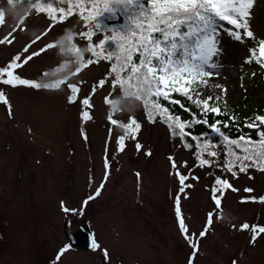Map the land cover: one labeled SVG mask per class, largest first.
<instances>
[{
  "label": "rangeland",
  "instance_id": "rangeland-1",
  "mask_svg": "<svg viewBox=\"0 0 264 264\" xmlns=\"http://www.w3.org/2000/svg\"><path fill=\"white\" fill-rule=\"evenodd\" d=\"M46 2L37 11L18 0H0V40L12 41L0 43V69L17 55L24 57L53 44L46 53L14 69V75L41 85H56L69 76L57 88L0 83L7 100L0 101V264H264V234L258 233L252 243L251 228L240 229L245 223L264 227V202L260 200L264 197V170L255 166L251 168L259 170L240 172L237 167L235 176L222 172L217 165L226 163V146L214 150L218 158L206 156L214 160L210 167H198L195 155L173 137L165 119L149 120L141 101L129 94L122 98L119 87L114 97L122 98L121 103L112 109L105 101L112 93L115 76V72L108 75L113 69L109 59L88 66L79 76H72L79 66L77 60L63 62L71 40L80 45L82 53L89 54L88 40L78 34L92 24L87 20L98 22L109 14L102 9L105 3L111 6V0ZM68 12L85 17L67 18ZM246 23L253 37L243 36L242 41L219 25L217 67L209 69L211 76L203 77L206 84L197 86L191 76L177 70L162 73L165 79L159 87L168 91L169 97L184 85L207 90L219 97L222 108L240 112L237 122L240 115L262 107L264 76L244 61L257 41L264 40V0H253ZM68 36L72 39L67 40ZM96 38L94 34L95 43ZM28 44L29 53H24ZM105 76L108 83L91 97L90 119L82 120L85 109L80 103L68 102L71 91L67 84L79 86L85 81L79 92L83 97ZM110 114L121 124L110 125ZM131 117L140 124L134 140L127 139L122 126ZM119 136L126 138L123 151H118ZM137 143L142 145L139 151ZM169 156L177 164L187 161L189 168L181 171L190 169L200 177L198 182L189 181L194 186L187 191L188 198L181 199L185 225L196 234L193 240L186 239L179 229L173 199L178 181ZM259 163L264 165V161ZM217 176L238 189L224 190L218 209L207 190ZM62 204L77 214L65 213ZM210 211L214 213L212 224L200 237ZM67 228L92 231L100 248L109 253L107 262L100 249L69 246ZM62 249L66 250L61 254Z\"/></svg>",
  "mask_w": 264,
  "mask_h": 264
},
{
  "label": "snow or ice",
  "instance_id": "snow-or-ice-1",
  "mask_svg": "<svg viewBox=\"0 0 264 264\" xmlns=\"http://www.w3.org/2000/svg\"><path fill=\"white\" fill-rule=\"evenodd\" d=\"M253 0H167L166 3H157V0H152L151 8L158 9V19L156 24H150L148 29H145L143 33L140 34L138 40H134L133 44L136 49L137 54L139 55V62L134 63L132 56L126 54L123 56V64L121 65L123 72H116L115 76L111 80L112 93L108 97H105L106 103H108L112 109H116L122 98L128 96V90L125 86V82L135 83L137 86H142L147 84L150 79L156 80L159 85L165 79V76L168 72L181 71L182 75L191 76L193 83L199 86V84H206V80L203 77L211 76L212 72L209 69L217 67V64L214 61L218 49L217 46V34L220 21H226L227 24L235 26L236 29H243V34L240 31H229L228 35L234 37L237 41H242L243 36L253 37L252 31L248 29L246 23L247 17L249 15V10L251 8ZM41 9L37 5V11ZM63 11V10H61ZM102 12H107L112 15L114 19H118L119 14H126L127 18L134 22L138 17L143 16L145 13L149 12V8L145 5L143 0H111V6L108 3H105L102 9ZM50 19H55L50 16ZM97 27H100L98 24ZM87 28V25H85ZM120 29H128V25L124 26H114L107 31L116 33ZM51 29H48L50 31ZM137 30H139V25H137ZM47 35V31L44 33ZM82 38H86L89 42V49L91 51L90 57L85 60H77L79 65L72 76H79L80 73L93 64H99L102 59H111V54L104 47L106 40L109 39L108 36H105L104 39L100 40L98 45L92 43L93 32L82 31L78 34ZM137 35L136 31H133V36ZM40 37H37L39 39ZM67 40H71L72 37H66ZM111 39H117L115 35ZM11 43V40H0V43ZM36 41H32L34 44ZM63 42H61V47ZM54 47L53 44H46L39 51H32L27 56L22 57L17 55L13 58V61L8 64L7 67L0 69V83L4 85H10L12 87L17 86H28L35 89L41 87L50 88L55 87L59 84L65 83V81H57L56 85L50 84H39L29 81L27 79L21 78L19 75H14V69L19 68L22 64L27 63L33 57H38L41 53H46L50 48ZM99 48L100 51H95L94 49ZM31 44H28L24 47L23 52L29 53ZM125 53H130V49H123ZM257 51L259 56H257ZM255 58V62L260 65L261 68H264V40L259 41L258 49L254 48L250 50V55L245 59L246 64H251ZM117 59H121L117 57ZM175 65V67H173ZM115 72V69L109 70V76ZM255 76V73H252ZM7 77V78H4ZM196 77H201L199 81L196 80ZM85 81L81 80L80 85L76 84H67V87L71 91V95L68 96L69 103H80L85 109L82 111L81 118L90 119L89 111L93 105L91 103V97L95 95V92L99 88H103L106 83H108V76H105L103 79L99 80L96 84L92 86V90L89 94L81 97L79 92ZM119 87L121 93L123 94L122 98H115V91ZM193 87L188 85V90L182 91V95L185 96L189 101H193L197 104L198 107H201L202 112L206 114L211 112L215 115L220 114V109L218 107H213L209 102L212 100V97L209 96L207 99L200 101L194 99L192 94ZM226 91V90H225ZM140 92L144 95L141 96ZM198 96V93L196 94ZM73 96L76 98L73 99ZM163 97L164 100H169L170 97L167 92L161 93L160 91H154L151 86L147 88H140L136 98L142 100L144 104L145 111L149 107L148 100L152 99L151 108L154 113L164 114L165 122L168 123L170 129H172V135L175 137L177 131L180 133L181 141L185 140L187 137H191L193 140L201 141L204 145V151L197 154L198 164L197 166H211L214 160L205 159V155L218 158L219 153L216 151H209L211 141L207 137L193 136L190 131H186L191 127L190 122L181 120L179 116H175L171 113V110L167 107H163L161 103L158 102L159 97ZM219 97H217V100ZM0 101L7 103V100L4 96V93L0 91ZM173 104H179L180 101L172 100ZM184 107L183 104L180 105ZM10 107V106H9ZM191 111V109H188ZM149 120H153V117L149 115ZM234 122V117L230 118ZM261 124H264V116H256L255 118ZM109 123L112 126L121 124L120 121L113 119L112 114L108 117ZM207 124V120L198 121ZM222 122L217 121L215 124L209 125V127L214 130L219 137L223 139L228 145H236L241 148L244 155L241 157L237 155L235 160L228 159L224 165H217L221 168L222 172H227L232 176L236 175L234 168L239 169L240 172H244L247 167L255 164L258 167H261V170H264V165H260V161H264V143H261L260 150L258 152H253L250 156L248 153L250 151L248 144L250 143V138H245L243 136L238 137L236 140L230 139L225 133L221 130V127L217 126ZM128 129L127 139L134 140L135 130L139 129L140 124L134 118L131 117L129 123L122 125ZM248 128L255 127L254 123H247ZM223 127H228L227 124H224ZM259 136L264 140V131L259 132ZM84 138L87 139L86 133ZM125 136L117 137L116 143L118 146V151H123L125 148ZM110 143V141H109ZM136 148L139 151L142 148V145L139 143L136 144ZM107 151V150H106ZM151 155L150 152L146 153ZM231 156V153H228ZM169 161L171 163L173 172L172 174L176 177L178 181V189L174 194V204H175V213L179 221V229L181 233L185 236L186 239L193 240L195 233H190L189 229L185 225V220L181 215V199H187V191L193 188V184L189 181H199L200 177L192 174L191 170L184 172L181 169H188L187 161H184L182 164H177L175 158L169 156ZM251 161V163H249ZM109 167L107 155L105 156V169ZM139 176V173H137ZM226 189H231L232 191H238L234 188L232 184L221 176H217L214 179L213 185L207 190L211 194V200L214 202V207L219 208L221 205L222 193ZM246 192L253 191L252 189H245ZM96 195H99V190H97ZM88 199H93L92 196H89ZM255 197H252V200H255ZM260 200L264 202V197H261ZM243 202V201H242ZM87 203V201H85ZM62 210L65 213L72 212L76 213V210L69 209L62 204ZM214 218V213L210 211L208 213L207 223L205 225V230L199 233L200 237H203L207 233V228L211 226ZM251 228L253 235L251 242L255 243L257 234H264V227L250 226L245 223L240 226L241 230H246ZM93 249H100L104 260L107 262L109 258V253L107 249L100 248L98 244L93 241ZM192 247L195 249V242L192 243ZM66 249L61 250V254ZM59 258V256L57 257ZM235 264V262H234Z\"/></svg>",
  "mask_w": 264,
  "mask_h": 264
},
{
  "label": "trees",
  "instance_id": "trees-1",
  "mask_svg": "<svg viewBox=\"0 0 264 264\" xmlns=\"http://www.w3.org/2000/svg\"><path fill=\"white\" fill-rule=\"evenodd\" d=\"M22 3H26L30 6H34L37 8V5L39 8L43 6L46 2V0H18ZM48 3L52 2H57L60 0H47ZM64 1V0H63ZM145 5L149 8V12L145 13L143 16L138 17L134 22H131L126 14H119L121 17H118V19H114L112 15L109 13L105 18L100 19L98 22L97 21H88L91 22L92 24H89V27L87 31L93 32L96 34L97 38V43L93 42V44L99 43L100 40L104 39L105 36H108L109 39L106 40V43L104 47L107 49V51L111 54V63L112 67L115 69V74L116 72H123V69L121 65L123 64V56L126 54H130L132 56L133 62L138 63L139 62V55L136 52V49L134 47L133 41L138 40L140 37V34L143 33L145 29H148L149 25L156 24L157 19H158V9H152L151 8V2L152 0H143ZM167 0H157V3H166ZM77 7V6H75ZM68 16L67 18L71 16H76L78 19L79 18H84L85 16H77L75 14L69 15V12L65 14ZM118 15V16H119ZM49 17V16H48ZM50 18V17H49ZM55 21V20H54ZM100 25V27H97V25ZM128 25V29H120L116 33H112L107 31L108 29L113 28L114 26L120 27ZM137 25H139V30H137ZM133 31L137 32V35L133 36ZM115 35L117 39H111V37ZM94 39V38H93ZM259 46V41L256 43V45L252 48H257ZM123 49H130V53H125ZM83 50L80 45L77 42H73V40L70 41L69 45L65 49V53L63 54L66 57V60L63 62L67 63H76V60H87L90 55L91 51L89 49V42H88V49L86 51L89 54L82 53ZM95 51H100V49L97 47L94 49ZM257 56H259V52L257 51ZM117 57H120L121 59H117ZM251 65L256 66L263 74L264 76V68H261L260 65H258L255 62V58H253V62ZM76 70V69H75ZM74 70V71H75ZM114 74V72H113ZM66 80L68 77L65 78ZM125 86L128 90V94L132 95L134 97L137 96L138 92L140 91V88H147L149 86L152 87L154 91L158 90V86L155 84L154 79H150L147 84H144L142 86H137L135 83H129L125 82ZM188 90V87H184L180 91L174 92V100L180 101L179 104H173L171 101L172 99L169 100H164L163 97L158 98V102L161 103L163 107H167L171 110V113L175 116H179L181 120L190 122L191 127L189 129H186V131H190L193 136H200L203 135L207 137L209 141H211L209 151H214L221 146H226V160L232 159L235 160V157L237 155H240L241 157L244 155L243 151L241 148L237 147L236 145H228L226 142L223 141L221 137L218 136V134L212 130L209 125L215 124L217 121H220L222 123L218 124L217 126L221 127V130L227 135L230 139L236 140L238 137L243 136L245 138H250V143L248 144V147L250 149L249 155L251 156L253 152H258L260 150V145L261 143H264V140L261 139L259 136L260 131H264V124H261L259 121H257L255 118L256 116H264V105L262 107L257 108L255 111L249 113V114H243L240 115L241 120L240 122L236 121L237 115L240 114V112H233L229 109L222 108L221 103L217 98L212 95L209 91L207 90H198L197 88L193 87L192 94L194 96V99H198L200 101H203L207 99V97L211 96L212 100L209 102L213 107H218L220 109V114L215 115L211 113L210 111L204 114L202 112L201 107H198L196 103L193 101H189L188 99L185 98L184 95H182V91ZM163 93V92H161ZM198 93V96L196 95ZM140 95L143 96L144 94L140 92ZM141 103L143 104V101L140 100ZM149 107L147 109L148 115L150 114L153 117V121H161L164 120V114L160 113H154L152 108H151V103L152 99L149 98L148 100ZM183 104L184 107H181L180 105ZM144 105V104H143ZM188 109H191L189 111ZM239 113V114H238ZM234 117V122L230 119ZM207 120V124L198 122V121H203ZM254 123L256 126L252 128H248L246 126L247 123ZM128 124L127 122H124L122 125ZM224 124H227L228 127H223ZM126 133L128 134V129L124 127ZM172 130V129H171ZM174 137V136H173ZM180 133L177 131V134L174 138L180 139ZM181 140V139H180ZM185 145V149L187 152L191 153L193 156L195 155L197 157L198 153H201L204 151V145L201 141L193 140L191 137H187L185 140L182 141ZM231 153V156L228 155V153ZM205 159H208L206 157ZM225 160V162H226ZM251 163V161H249ZM225 164V163H224ZM256 165L253 164L252 166H249L246 168V170H259L256 168H251L255 167Z\"/></svg>",
  "mask_w": 264,
  "mask_h": 264
},
{
  "label": "water",
  "instance_id": "water-1",
  "mask_svg": "<svg viewBox=\"0 0 264 264\" xmlns=\"http://www.w3.org/2000/svg\"><path fill=\"white\" fill-rule=\"evenodd\" d=\"M67 237L69 244L72 247H78L80 245L89 247L93 249V236L89 232L85 231L83 228H80L78 231H71L69 228L67 230Z\"/></svg>",
  "mask_w": 264,
  "mask_h": 264
}]
</instances>
